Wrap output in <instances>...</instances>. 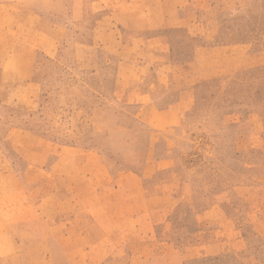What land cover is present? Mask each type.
<instances>
[{
    "label": "rangeland",
    "instance_id": "1",
    "mask_svg": "<svg viewBox=\"0 0 264 264\" xmlns=\"http://www.w3.org/2000/svg\"><path fill=\"white\" fill-rule=\"evenodd\" d=\"M263 1L0 0V264H264Z\"/></svg>",
    "mask_w": 264,
    "mask_h": 264
},
{
    "label": "crops",
    "instance_id": "2",
    "mask_svg": "<svg viewBox=\"0 0 264 264\" xmlns=\"http://www.w3.org/2000/svg\"><path fill=\"white\" fill-rule=\"evenodd\" d=\"M264 2V1H263ZM89 152V151H86ZM89 155V154H84V156ZM155 173H153L152 175H150L151 178H154ZM122 191V189L118 188V190H116V192L118 191ZM115 192V193H116ZM124 193V189L121 192V194L123 195ZM100 207H104L102 208L103 210H108L107 215H111V217H107L108 220H104L102 219V223L103 224H107V225H117L118 223H122L123 221H125V226L133 223L136 224L138 221H140L141 219H145L147 221V224L155 227L157 225V222L155 221V215L153 213L154 207L152 208V206H148L149 208H146L143 212L140 213H135L134 210L132 209H126L125 207H118V205L116 204L114 208V210H112V205L109 204H100ZM118 208V209H117ZM114 213V221H112V215ZM131 222V223H128ZM123 225V224H121Z\"/></svg>",
    "mask_w": 264,
    "mask_h": 264
},
{
    "label": "trees",
    "instance_id": "3",
    "mask_svg": "<svg viewBox=\"0 0 264 264\" xmlns=\"http://www.w3.org/2000/svg\"><path fill=\"white\" fill-rule=\"evenodd\" d=\"M12 109V108H11ZM13 110V109H12ZM29 127V126H28Z\"/></svg>",
    "mask_w": 264,
    "mask_h": 264
}]
</instances>
